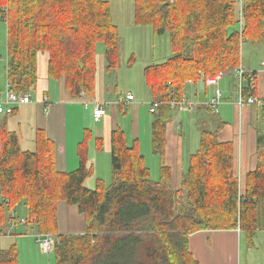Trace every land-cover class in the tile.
Segmentation results:
<instances>
[{"label": "trees", "instance_id": "1", "mask_svg": "<svg viewBox=\"0 0 264 264\" xmlns=\"http://www.w3.org/2000/svg\"><path fill=\"white\" fill-rule=\"evenodd\" d=\"M242 10L243 32L237 0H134V24L169 37L170 55L144 69L152 103L159 104L151 113L158 180L151 178L139 140L129 145L117 127L111 182L98 180L89 190L88 134L78 150L79 168L61 173L56 146L44 131L37 130L35 150L29 151L9 129L19 107L0 115V264H19L17 244L4 248L1 238L22 203L26 224L57 237L56 264H201L190 245L201 232L236 231L249 248L255 245L264 232V128L257 134V165L244 178L236 173L234 143L219 139L224 123L206 105L210 114L179 189L165 161L167 127L177 112L169 103L182 101L189 84L205 90L208 77L238 68L245 43L264 45V0H242ZM0 22L6 23L7 83L15 93L36 91L42 53L48 55V77L63 82L74 100L95 96L100 44L106 70L119 68V28L107 0H0ZM252 77H245L244 98L255 97ZM60 202L77 207L85 234H59Z\"/></svg>", "mask_w": 264, "mask_h": 264}, {"label": "crops", "instance_id": "2", "mask_svg": "<svg viewBox=\"0 0 264 264\" xmlns=\"http://www.w3.org/2000/svg\"><path fill=\"white\" fill-rule=\"evenodd\" d=\"M107 1L111 5L114 23L119 28L120 60H122L123 65L119 63L117 71L121 68L126 69V71L132 70L137 61L135 56L142 57V54H139L140 52L132 47L129 48L128 52L124 51L126 37L132 36L139 39L138 35L143 32L139 30L146 27H137L134 24V0H115L117 3L116 9L112 6L114 0ZM148 32L151 34L149 38L153 39L154 42V51L146 60V63L138 68L139 72L136 74L137 81H135V85L139 87H142L144 83L146 85V82L143 81L144 69L148 67L146 64L150 66L161 63L167 57L157 55V39L153 32ZM2 40H6V23L4 22L0 24V45H2ZM251 53L257 55L259 61L253 60V57H251L252 59H249L246 64L244 62L241 64L246 71L252 73L254 96L264 102V45H255ZM47 67L48 55L42 53L38 60L39 81L35 97L30 95L33 103L19 106L18 111L12 116L13 118L8 121L9 129L18 134L22 149L34 151L36 132L42 130L56 146V168L58 172L70 173L79 168L78 150L88 134L87 167L92 173L87 178L85 186L89 190H95L98 180L105 183L111 182V136L112 132L119 127L126 133L129 145L133 143V140H139L141 154L145 157L151 170V178L152 180H158L159 157L154 154L151 146L153 116L150 113V105L153 101L147 86L146 90L142 91L143 94L136 95L128 87L127 92L120 90L118 81L108 83L106 79V72L108 71L105 72L104 48L100 49L98 54V76L94 98L85 96L79 100H74L69 92L65 90L63 82L48 77ZM1 81L3 80H0V99H3L4 92L2 93V90L4 86L2 87ZM5 81L7 84L6 76ZM243 86H248L246 81L243 82ZM211 88L213 87L205 85V90H202L199 85L189 84V89L185 95L191 101L196 98V102L205 104L211 98L208 94V89ZM220 88L223 92V102L218 108L217 117L224 125L219 132V139L223 142L231 141L234 143L236 148V173L240 178H244L257 165L256 140L260 131L259 128L252 125V121L253 118L261 119L263 108L261 102L254 105H245L241 108L237 105L240 83L239 79L231 72L224 76ZM126 94L134 96V102L126 110L112 107L100 122H95L93 108L89 104L87 105L88 102L92 100L116 101L119 96ZM44 98L49 100V110L47 111L45 105L42 104ZM126 111H128V118H132L130 123L127 122V119L123 122L120 119V112ZM209 114L210 111L201 105L194 113L175 112L173 120L168 124L165 161L172 169V186L175 189L180 188L182 176L189 167L190 157L199 147L196 144V141H199L198 133L200 135L201 127ZM262 121L264 122L263 116ZM128 127H130L131 134ZM98 142L102 144L100 148ZM147 158L151 159L150 164H148ZM153 164L156 165L155 173L153 172ZM58 221L60 235L86 233L85 219L76 206L60 202L58 204ZM12 225L13 222L10 224V231ZM17 225V221H14L13 232L16 231ZM26 225L27 228L29 224ZM242 239L243 237L236 231L201 232L191 236L190 245L196 259L201 264H240L242 257L238 254L235 255V249L242 245ZM22 240L24 245H32L31 240ZM231 249L234 253L229 252Z\"/></svg>", "mask_w": 264, "mask_h": 264}, {"label": "rangeland", "instance_id": "3", "mask_svg": "<svg viewBox=\"0 0 264 264\" xmlns=\"http://www.w3.org/2000/svg\"><path fill=\"white\" fill-rule=\"evenodd\" d=\"M112 4H113L112 6H114V8L116 9L117 3L115 0L112 1ZM0 24H1V22H0ZM139 31H143L140 33V35H138V37H140L139 39H136L137 37H132V36L126 37L125 48H124V51L128 52L129 48L132 47L136 51H139L140 52L139 54H142V57L139 55L135 56V59L137 61H136V64L134 65L133 69L126 71V69L121 68V70H119V71L116 70V71L108 73V72H106V68H105V72L107 75L106 79H107L108 83H111L112 81H118L120 90L122 89L123 92L124 91L127 92L128 88H131L134 91V94H136V95H141V94H143L142 91L146 90L145 83L143 84L142 87L135 85V81H137L136 80V74H137V72H139L138 68H139V66L144 65L146 63V60H148V58L152 55V53L154 51V48H153L154 42H153V39L149 38L151 36V34L148 32V31L152 32V30L150 28L146 27V28L140 29ZM156 39H157L156 40L157 55L169 56L170 55V49H169V37H168V35H166L164 37H160V38L156 37ZM102 48H104V45L100 44L98 46V54L100 52V49H102ZM253 50H254V45H252L251 43H245L243 45L242 63L244 62V64H246V62H248L249 59H252L251 57H253V60L259 61L258 57H256L257 55H252L253 53H251V51H253ZM3 51L5 52L4 54H3ZM159 60H163V59H159ZM164 61H165V59H164ZM120 64L123 65L122 60H120ZM6 65H7V41L2 40V45H0V80L1 79L3 80V81H1L2 87L4 86L3 90H2V93L4 92L3 95H5V91H6V87H5L6 86V81H5ZM146 66H149V64H146ZM227 73H229V72H227ZM143 81H145V79ZM208 91H209L208 94H210V96H212L214 94V88L208 89ZM31 95L33 97H35V92H32ZM194 99H196V98H194ZM194 99H192V101ZM196 101H197V99L194 100L193 102H196ZM222 102H223V100H222ZM196 104L198 106H201V105L205 106L206 105L204 103H198V102H196ZM194 112H182V113H194ZM179 113H181V112H179ZM120 115H121L120 119L122 122L126 119H127V122H129V123L132 121V118L131 119L128 118L129 117L128 111L120 112ZM262 116H261V119H254L253 118V121H252V125L255 128H259V131L264 128V122L262 121ZM12 118L13 117H10L8 120L10 121ZM129 128L130 127H128V129ZM143 128H144V126H143ZM128 131H129V133L131 132L130 129ZM198 140L199 141L198 142L196 141V144H198V146H199V142H200L199 133H198ZM143 143H144V141H143ZM147 162H148V164H150L151 159L147 158ZM155 166L156 165L153 164V172L154 173H155ZM107 184H110V182ZM11 214L13 217L16 218V219H13V221H17V223H18L17 229L15 232H13V228H12V227H14V222H13V225L11 226V231H10L11 222L9 221L10 223H8L4 229L5 235L1 238L2 246L4 248H9L11 245L17 244V246L19 248L18 249V251H19V264H56V261L54 259V252H52L50 254H45L42 252V250L40 248V244L37 242L38 232L35 229L34 225L29 223V226L26 228L27 225L25 223V220H28V211H27L26 205L24 203L20 204L16 208L15 212L11 213ZM11 214L9 216H11ZM212 232L216 233L215 231H212ZM22 239H27L26 241L31 240L32 245H29V244L24 245V242ZM238 248L235 249V255L238 254L242 257V259H240V264H264V232L260 233L258 235L257 239L255 240V245L253 247L249 248L246 245L245 238L243 237L242 245L239 246ZM229 252L234 253L233 249L229 250ZM246 256H247V258H246ZM238 263H239V261H238Z\"/></svg>", "mask_w": 264, "mask_h": 264}, {"label": "built area", "instance_id": "4", "mask_svg": "<svg viewBox=\"0 0 264 264\" xmlns=\"http://www.w3.org/2000/svg\"><path fill=\"white\" fill-rule=\"evenodd\" d=\"M240 4V31L243 32V10H242V0H239ZM233 73L238 79L240 83V92L237 100V105L241 108L248 105H254L259 103V99L255 97H248L244 98L242 95V84L245 80L247 75H252V73L246 71L242 64L233 70L230 71ZM226 75L225 72H221L216 76L208 77L206 79V85L208 87L214 88V94L211 96L206 106L213 109L216 113H218V108L222 104L223 100V92L220 88V83L224 76ZM134 102V96L132 94L121 95L117 98L116 101H98L92 100L87 103L93 108V117L95 122H100L106 115L109 109L112 107H122L127 108ZM33 103L31 96L29 94H19L11 91L10 85L6 84V91L3 99H0V115H10L13 113L14 109L22 106ZM42 104L45 105L46 111L49 110L48 104L49 100L44 98L42 100ZM172 107H174L178 112H194L198 109V105L196 102L191 101L186 95L184 96L183 100L175 103H169ZM150 113L154 112L159 104L158 103H151L150 105ZM37 242L40 244V248L43 253L50 254L55 251L57 245V237L52 234H38Z\"/></svg>", "mask_w": 264, "mask_h": 264}, {"label": "bare ground", "instance_id": "5", "mask_svg": "<svg viewBox=\"0 0 264 264\" xmlns=\"http://www.w3.org/2000/svg\"><path fill=\"white\" fill-rule=\"evenodd\" d=\"M237 3H239V0H237ZM244 82V81H243Z\"/></svg>", "mask_w": 264, "mask_h": 264}]
</instances>
